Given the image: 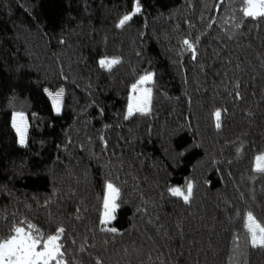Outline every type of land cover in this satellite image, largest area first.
<instances>
[{"label":"trees","instance_id":"obj_1","mask_svg":"<svg viewBox=\"0 0 264 264\" xmlns=\"http://www.w3.org/2000/svg\"><path fill=\"white\" fill-rule=\"evenodd\" d=\"M139 2L120 28L135 0H0V237L63 227L67 264H264L245 228L264 225V19L242 0ZM148 73L151 112L126 119ZM189 182V203L169 191ZM108 183L118 233L101 230Z\"/></svg>","mask_w":264,"mask_h":264},{"label":"snow or ice","instance_id":"obj_2","mask_svg":"<svg viewBox=\"0 0 264 264\" xmlns=\"http://www.w3.org/2000/svg\"><path fill=\"white\" fill-rule=\"evenodd\" d=\"M220 2L223 3L224 0H220ZM242 3L244 7L241 10L244 17L253 20L264 19V0H242ZM140 11V2L139 0H135L134 10L130 14L124 15L119 20L117 27L123 28ZM183 43L193 52V59H195V46L188 40H185ZM119 63V58H105L99 61L100 67L106 71H111L113 66ZM152 80L153 74H146L141 77L137 84L132 85V91L136 92L140 85H144ZM48 95L52 98L53 105L59 113L63 89L55 94L49 92ZM151 96V88L142 89V95L137 102L129 104L125 118L132 117L136 113H140L141 115L150 114ZM237 96H239V93H237ZM214 116L216 127L219 129L221 127V111L217 110ZM12 127L18 136L19 144L22 147H26L28 123L23 112L14 113ZM254 170L264 174V153L255 157ZM106 189L108 195L104 199V213L101 220V224L104 225L109 224L115 219L114 212L119 207L116 204V200L120 195L119 189L112 183H108ZM169 191L173 196L181 198L185 203H189L193 194V184L189 182L186 189L182 190L179 187H175L169 189ZM245 228L249 234L251 246L264 249V225L257 222L251 212L247 214ZM101 230L118 233V230L114 227H104ZM64 231V228L60 227L55 234L45 236L31 223H28L26 227L14 225L10 229V234L7 237H0V264H67L64 259L65 253L62 250L64 246L60 243ZM236 240L238 241L239 237H236Z\"/></svg>","mask_w":264,"mask_h":264},{"label":"rangeland","instance_id":"obj_3","mask_svg":"<svg viewBox=\"0 0 264 264\" xmlns=\"http://www.w3.org/2000/svg\"><path fill=\"white\" fill-rule=\"evenodd\" d=\"M146 75V74H145ZM144 75V76H145ZM143 77V76H142ZM141 79V78H140ZM139 79V80H140ZM138 80V81H139ZM137 81V82H138ZM153 81V80H152ZM152 81L151 82H148V83H146V84H144V85H140L139 86V88H138V90L136 91V92H133L132 90H131V93H130V96H129V102H128V105H127V111H128V106H129V104L130 103H136L137 102V100L140 98V96L142 95V89H144V88H151V83H152ZM137 82L135 83V84H137ZM62 89V88H61ZM61 89H59L57 92H59ZM55 94V93H54ZM48 97L50 98V100H51V102H52V98L48 95ZM62 98H63V96H62ZM62 98H61V106H60V111H59V113L61 112V110H62ZM135 98V99H134ZM52 105H53V102H52ZM53 108H54V111H55V113L56 114H59L57 111H56V108H55V106L53 105ZM108 195V192H107V189H106V195H105V197ZM117 204V203H116ZM115 212H116V210H115ZM115 212H114V215H115ZM104 213V212H103ZM102 218H103V216H102ZM112 222V221H111ZM110 222V223H111ZM104 225V224H103ZM105 227H108V224L107 225H104Z\"/></svg>","mask_w":264,"mask_h":264}]
</instances>
